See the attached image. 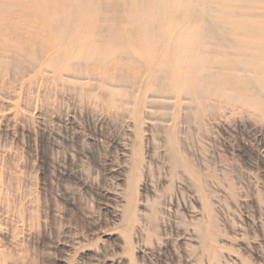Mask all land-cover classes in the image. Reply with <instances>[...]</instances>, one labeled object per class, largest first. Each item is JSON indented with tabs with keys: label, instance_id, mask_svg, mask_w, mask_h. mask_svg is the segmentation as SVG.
<instances>
[{
	"label": "rangeland",
	"instance_id": "obj_1",
	"mask_svg": "<svg viewBox=\"0 0 264 264\" xmlns=\"http://www.w3.org/2000/svg\"><path fill=\"white\" fill-rule=\"evenodd\" d=\"M97 93L39 71L0 85V264H264V123L173 101L137 118Z\"/></svg>",
	"mask_w": 264,
	"mask_h": 264
},
{
	"label": "bare ground",
	"instance_id": "obj_2",
	"mask_svg": "<svg viewBox=\"0 0 264 264\" xmlns=\"http://www.w3.org/2000/svg\"><path fill=\"white\" fill-rule=\"evenodd\" d=\"M38 71L98 91L108 109L135 104L137 118L173 101L188 122L229 112L264 123V0H0V85ZM171 150L173 172L194 176ZM134 162L139 172L138 147ZM207 227L211 252L216 221Z\"/></svg>",
	"mask_w": 264,
	"mask_h": 264
}]
</instances>
